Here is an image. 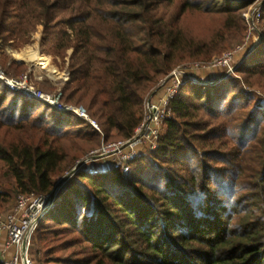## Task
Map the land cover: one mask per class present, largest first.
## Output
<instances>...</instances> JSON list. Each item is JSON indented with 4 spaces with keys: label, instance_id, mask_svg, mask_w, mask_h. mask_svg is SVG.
Instances as JSON below:
<instances>
[{
    "label": "trees",
    "instance_id": "16d2710c",
    "mask_svg": "<svg viewBox=\"0 0 264 264\" xmlns=\"http://www.w3.org/2000/svg\"><path fill=\"white\" fill-rule=\"evenodd\" d=\"M253 1L0 0L2 44L17 49L40 27L47 43L61 31L52 52L73 54L60 102L86 107L101 129L0 82V212L13 196H50L34 233L41 264H264V109L251 110L248 96L264 89V39L233 74L180 90L155 151L126 172L83 168L54 196L83 145L133 138L147 95L174 67L242 43ZM166 3L177 7L168 18ZM188 14L219 26L195 38L183 27ZM65 236L76 238L51 248Z\"/></svg>",
    "mask_w": 264,
    "mask_h": 264
},
{
    "label": "built area",
    "instance_id": "2783aa9c",
    "mask_svg": "<svg viewBox=\"0 0 264 264\" xmlns=\"http://www.w3.org/2000/svg\"><path fill=\"white\" fill-rule=\"evenodd\" d=\"M247 15L245 19L250 33L245 37L246 40L242 46H238L234 52L226 53L208 64H195L173 70L160 81L158 93L163 92V94L159 98H157L158 94L151 97L144 104V119L135 130L133 138L102 145L88 160L81 163L80 167H86L90 162L108 160L114 162L111 169H121L126 172L129 164L145 150L155 151L158 147L161 127L171 115L169 107L171 101L187 83H202L195 75V71L225 69L228 74L234 71L235 55L244 50L253 33L257 32L256 22L261 18V6L253 11L250 10ZM0 82L9 90L49 105L59 113L75 115L101 133L98 123L85 111L61 103V95L52 97L36 91L29 85L27 76L21 80H12L5 76L0 67ZM148 134H150L149 137H147ZM49 202H51L50 196L19 195L13 211L0 217V262L2 264H33L29 257L32 238L42 212Z\"/></svg>",
    "mask_w": 264,
    "mask_h": 264
},
{
    "label": "rangeland",
    "instance_id": "374dc122",
    "mask_svg": "<svg viewBox=\"0 0 264 264\" xmlns=\"http://www.w3.org/2000/svg\"><path fill=\"white\" fill-rule=\"evenodd\" d=\"M263 3H264V0H254L252 2V5L247 9V12L245 13V17L248 16L247 14L250 10H252V11L255 10L256 8H258V6H261ZM175 8H177L176 5L170 6L168 3H166L160 12L163 13L164 15H166V18H168L169 16L173 15L176 12ZM260 19L256 22L257 32L253 33V35L251 36V40L249 41L248 45H246L244 47V50L241 53H237L235 55V58H236L234 61L235 69H236V67H238V64L240 62L242 63V61L245 58H247V56L250 53L255 51L256 48L263 41V39H264V20L261 21ZM219 22H220L219 18L210 19L207 17H202L201 15H198V14H191V15L188 14L183 19V27L191 36H193L195 38H198V37L208 38L210 33H212V30H214L213 28H215V29L218 28ZM61 30H62V27H61ZM60 32L61 31L55 33L54 37L46 43L43 39L44 38L43 28L40 27V28H38L37 32L34 33V35L30 38V41L27 44H24L17 49L16 48L13 49L9 45H4L0 42V67L3 71V73L5 74V76L9 79H12V80H21L25 76H27L28 81H29V85L31 87H33L36 91L41 92L42 94H45L48 96H52V97L62 95L61 92H62L63 87L70 80V74H71L70 58L73 54V51L69 50L68 52H66L63 55H58L57 53L52 52V46L56 42ZM249 33L250 32L247 31V33L245 35L247 36ZM241 39L242 38H240L239 40L233 41V42L229 43L228 45H226L224 47L225 49H223L222 52L213 56L212 59L208 62H203L202 60H200V61L199 60H197V61H192V60L191 61H185L184 63H181L178 66L174 67L173 70L183 68L185 66L195 65V64H208V63L212 62L214 59L221 58L226 53L234 52L238 46H242L244 40H246V39L244 38V40H242L243 42L240 43ZM36 56L46 57L49 60L52 67L55 69L56 73L60 75L59 76L60 78L53 79L50 77V75L47 71L35 66L34 62L31 59L35 58ZM235 69H234V71H235ZM234 71L232 73H229V74H233ZM226 73H227V70H225V69L197 70V71H195V75L197 76L199 81L206 82V83L220 81V79H222L223 75H226ZM166 77L161 78L160 81L164 80ZM160 81L158 82L156 87L153 88L149 92V94L146 97L144 104H146V102L151 97L156 96L158 94L157 98H159L163 94V92L158 93ZM249 93H250V95H248V96L253 101L250 109L253 110L254 107L257 106L258 102H259L258 105L264 109V89H262L260 87H255L253 90L249 91ZM20 94L22 96H25L22 93H20ZM229 99H230V97H229ZM25 100L26 99L22 98L23 102H25ZM31 100H33L35 103H37L38 107H40L42 109L48 108L46 104H44L40 101H37L34 99H31ZM40 105H43V106H40ZM70 106H74L76 108L82 109L83 111H85L87 113L86 107L76 106V105H70ZM143 110H144V106H143ZM164 125L161 127V131H160L161 135L164 132ZM161 135H160V137H161ZM149 136H150V134L147 135V137H149ZM160 137H159V139H160ZM114 140L119 141L120 139L114 138ZM118 141H114V142H118ZM121 141H123V140H121ZM111 143H113V142H111ZM158 143H159V140H158ZM102 145H104V142L102 141V139L101 140L97 139V140H94L91 144L83 145L84 151L79 156V158L75 159V160H68L63 165L62 172L57 175V177L55 178V181H54L55 186H56V188L54 190V196L57 194L58 190H60L61 188H62L61 189L62 191L65 190V188L67 190L70 188V186H72L74 184V182L76 183V181H74L75 180L74 179V180H72V182H69L70 186L68 188L66 186H64V184L66 182H68L72 177H74L83 168L87 169L88 171H90L93 174L98 173V172L99 173L103 172L104 169L102 167L105 165L108 166L109 168L110 167L113 168L114 162L108 161V160H101L99 162H93V163L90 162L86 167H82V166L80 167V164L83 163L84 161L88 160L89 157H91L94 152L98 151L102 147ZM0 171H1V166H0ZM1 182H2V185H4L3 187H5V185L7 183L3 182V181H1ZM62 186H64V187H62ZM5 188H7V187H5ZM11 198L12 199L9 201V203L1 210L0 217L11 213L13 211V209L15 208L17 196H13ZM51 206H52V202H49L46 204V206L42 212L41 219L45 216L46 212H48L51 209ZM75 238H76V236H72V237L65 236V237H62L60 239V243H59V241H57V243H52L50 246H51V248L56 247L59 249L58 246H60V244L62 242H65V241L68 242V240H70V239L73 240ZM77 250L78 249L75 248V249H72V250H69L66 252H62V251L59 252L58 251L54 256H56V257L69 256L70 254H72L73 252H75ZM36 253H37V255H36ZM29 257L32 260L33 264H41V262H43V259L45 257V251L43 249V245L41 244V242L37 241V235L33 236V238H32V245H31L30 250H29Z\"/></svg>",
    "mask_w": 264,
    "mask_h": 264
},
{
    "label": "bare ground",
    "instance_id": "6f19581e",
    "mask_svg": "<svg viewBox=\"0 0 264 264\" xmlns=\"http://www.w3.org/2000/svg\"><path fill=\"white\" fill-rule=\"evenodd\" d=\"M35 66L47 71L51 78L58 79L60 78L59 74L56 73L55 69L50 64L49 60L46 57L36 56L35 58L31 59ZM36 69V68H35Z\"/></svg>",
    "mask_w": 264,
    "mask_h": 264
},
{
    "label": "crops",
    "instance_id": "0c3cea01",
    "mask_svg": "<svg viewBox=\"0 0 264 264\" xmlns=\"http://www.w3.org/2000/svg\"><path fill=\"white\" fill-rule=\"evenodd\" d=\"M102 168L104 169V171H108L109 169H111V167L109 168V167H108V166H106V165H105V166H103Z\"/></svg>",
    "mask_w": 264,
    "mask_h": 264
},
{
    "label": "water",
    "instance_id": "95a60500",
    "mask_svg": "<svg viewBox=\"0 0 264 264\" xmlns=\"http://www.w3.org/2000/svg\"><path fill=\"white\" fill-rule=\"evenodd\" d=\"M78 169V168H77Z\"/></svg>",
    "mask_w": 264,
    "mask_h": 264
}]
</instances>
